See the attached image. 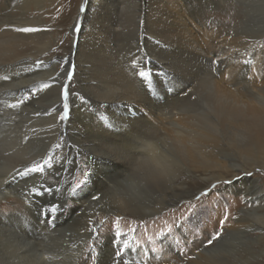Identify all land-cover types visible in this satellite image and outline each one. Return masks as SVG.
<instances>
[{
  "label": "bare ground",
  "instance_id": "obj_1",
  "mask_svg": "<svg viewBox=\"0 0 264 264\" xmlns=\"http://www.w3.org/2000/svg\"><path fill=\"white\" fill-rule=\"evenodd\" d=\"M10 1L12 0H4L0 3V74H8V72H18V74L12 83L0 85V93L5 92L12 96L18 94L21 98L28 93L32 98L23 99L24 103L18 107V112L14 116L7 115L4 118L8 123L0 122V181L8 180V174L13 169L23 170L24 166L43 158L58 136L65 132L69 142V152L84 151L104 160L107 164L120 163L121 168L105 176L101 185L98 183L100 185H97L100 187L98 193L101 190H119L122 183L128 182L138 165L142 163L159 182L155 190L171 191L170 195L167 193L166 196L159 197V200L156 199L157 204L148 208V213L155 214L172 201L194 196L197 192L196 188L200 185L208 186L217 180L232 179L233 183L228 187L237 190L239 194L241 192L248 205L241 209L242 214L236 216L235 223L226 220L223 238L211 248L214 249L227 242L229 245L233 237L238 238L240 233L244 234V230L248 228L264 232L263 227H259L248 217H243L247 211L252 214V208L255 207L249 205V200L253 204L264 199V190H260L258 177L255 176L257 170L264 169V80L259 87L251 89L248 87V82L240 78L242 81L236 89L238 95L219 84L221 81H227L226 78H222L218 83L213 80V76L209 74L211 71L214 74L217 72L212 64L213 58L205 56L196 44L191 43L192 37L186 40V36H183L184 31L179 18L184 15L185 10L189 11L187 0H175L176 4L173 6L167 0H85L81 7L85 6L86 9L73 20V25L77 24L79 27V33L77 35L73 33L77 39L76 45L75 47L72 45L67 53H63L60 57L52 55L50 32L22 34L12 31L17 27H47V24L41 15L29 16V0L23 3L18 14L5 12ZM231 1H211L215 10L225 13L222 17L214 15L222 23L215 33L216 38L219 33L225 32L226 26L232 25L234 28L233 22L240 17L235 13L238 8L232 10ZM41 2L42 0H34L33 3L38 5ZM240 5L244 9L264 8V0H258L257 5L248 0H240ZM192 8L195 11V7ZM229 11H233V14H229ZM209 15L213 16V14ZM199 22L202 24L205 19ZM260 36L256 40L246 36L236 40L225 39L229 44L226 43L224 47L231 49L228 45L234 44L229 55L241 58L247 63V56L251 54L253 48L264 44V37ZM139 44L144 50L137 52L135 50L138 49ZM217 46L220 50L221 46ZM123 50L126 54L122 52L124 55L121 57ZM148 53L156 62L179 76L182 83L191 84L183 94L172 98L164 106L154 107L148 101V95L146 96L141 88V83L131 78V73L136 68L135 63ZM60 58L73 62L72 81L76 84L77 91L91 102V104L80 102L74 97L71 113L64 128L63 122L58 120L62 110L60 90L58 87L47 90L43 86L54 84L49 77L57 73L61 74L65 83L64 73L66 70H71L70 63L66 61L61 71L56 64L51 66L46 64L48 68H45V71L41 70L42 72L32 63L38 59L47 61ZM5 65L11 67L5 68ZM238 71L239 69H236L230 74L234 75ZM237 79L231 78L229 83H236ZM204 83L207 92H205L207 111L204 114L191 111L192 115L184 116V113L182 115L181 107L194 108L198 104L199 89ZM241 95L256 100L247 98L246 101H242ZM192 97L196 99L193 100ZM137 106L149 111V117H153L152 122L151 118L144 115H137L135 118L124 115L128 109L139 111ZM97 108L100 109L103 118L107 117L119 129L118 132H108L103 125L93 122L87 111L97 112ZM53 109H56L54 114H52ZM168 109H171L172 116L177 115L178 120L174 121L172 116L168 119L162 115ZM153 127L161 133L158 141L145 135ZM98 141L119 145L127 150V154L122 158H101L98 156L99 149L93 147ZM241 144L248 145V149L243 153H236L234 148ZM169 152H175V159L169 158ZM5 153L9 154L5 155ZM241 171L252 175L248 177L244 174L243 177L234 180L233 178ZM59 172L61 174V171ZM98 173L101 174L102 170L97 171ZM185 174L188 177H184ZM7 191L9 195L0 196V200L5 199V202L13 200L12 195H15L17 190L9 187ZM5 202H0V256L6 260H4L5 264H46L50 259H57L55 254L62 256L60 262L62 264L79 263L85 246L91 241L95 231V226L89 230L91 225H96L93 223L95 208L89 206L91 199L86 198L79 202V206H82L72 216L70 222L56 230L53 229L54 233L53 231L50 235L46 233L43 237L40 234L37 237L33 235L28 237L24 231L18 233L14 226L11 227L9 219L12 214L1 212ZM103 206L106 207L107 212L115 211L121 214L134 212L131 204L117 194L111 195ZM256 215L264 216V212H257ZM260 224L264 225V223ZM68 232L72 237H68ZM41 246L43 249L38 248ZM47 254L52 256L45 260ZM199 259L196 262L193 260L192 264H223L218 258L212 260L209 256L203 255Z\"/></svg>",
  "mask_w": 264,
  "mask_h": 264
},
{
  "label": "rangeland",
  "instance_id": "obj_2",
  "mask_svg": "<svg viewBox=\"0 0 264 264\" xmlns=\"http://www.w3.org/2000/svg\"><path fill=\"white\" fill-rule=\"evenodd\" d=\"M25 1L27 0L10 1L9 7L6 8L5 12L18 14ZM84 1L85 0H42L41 3L36 5L37 3H33L34 0H29V16L35 17L41 15L46 20L47 27L53 29L50 32L51 43L53 46L52 55L60 57L63 53H67L72 45L75 47L77 39L74 37L73 33H76L77 35L79 33V27L77 24L73 25V20L86 9L85 6L81 7ZM187 1L189 3V11L191 12L188 10H185V12L182 11V13L184 12V15L179 18V23L184 31L183 36H186V40L187 38L190 39L192 37L191 43L196 44L205 56L213 58V62L215 63L212 62V64L217 70L215 74L213 71L209 73L213 76V80L218 83V81L222 80V78H226L227 81H221L219 84L221 83V86L236 95H238L236 89H238V84L242 81L241 79H245L248 82V87L251 89L259 87L261 82L264 80V67L261 68L262 64L264 66V44H260L256 48H253L254 50L249 56H247L246 63L241 58L229 55L234 44L228 45L229 43L225 39L234 38L236 40L239 37L244 38L243 36H246L250 37L252 40H256L261 37L260 35L264 37V8L244 9L241 8L240 0H232V10L235 11V7L238 8L235 13H237L240 17L233 22L234 28L232 25L226 26L225 32L219 33L216 38L215 33L222 25L217 16L222 17L225 13H219L215 10L214 5L211 4L212 0ZM249 1L256 5L258 2V0H248V2ZM2 2H4V0H0V3ZM167 2H169L172 6L176 4L175 0H167ZM192 7H195V11ZM209 14H213V16H210ZM229 14H233V11H229ZM203 18L205 19V22L201 24L199 21L202 22ZM213 43L217 44L215 45ZM226 43H228L227 45L231 49L224 47ZM217 45L221 46L219 47L220 50L217 48ZM139 50H144L141 44H139L138 49L135 51L139 52ZM122 52L126 54L125 50L121 51V57L124 55ZM151 56L152 55H150V53L145 54L143 58L141 57V59L137 61V63L134 62V66L136 68H134L135 71L131 73V78L139 84L141 83V88L146 93V96L148 95V101L154 107L164 106L172 98L183 94L191 84L182 83L179 76L162 64L156 62V60L153 57L151 58ZM67 60L68 59L66 58L61 59V62L56 64L60 71L64 68V64L68 62ZM72 63L69 65L71 70H73L71 65ZM45 68L47 69L48 67L45 65L44 68L38 70L45 71ZM236 69H239L238 73L236 72L238 76L236 74H230L231 71H235ZM139 71L148 72L149 76L146 78L139 77ZM11 73L12 72H8V74H0V85L12 83L17 78L16 74H18V72L12 73L13 75ZM165 73H167V75H165ZM5 75H8L10 78L7 80L8 82L3 80ZM231 78H238L236 81L237 84L229 83ZM142 81H144V83H142ZM68 83H70V88L73 89V91L68 96L66 101L62 99L61 101L62 104L67 102L71 110L74 97L80 100L79 96H82V93L77 91L76 84L72 80L69 82L68 79L65 78V84ZM205 88L206 85L204 83L199 89L200 94L198 93V104L194 106L195 111H193V113L196 112L198 114H204L205 111H207L205 106L207 92ZM25 94L26 96L21 98L18 97V94L12 96L11 94H7L5 92L0 93V122L8 123V121L4 120V118H6L7 115L14 116V114L18 112V107L24 103L23 99L32 98L31 94ZM244 97L245 96L241 95L240 100L246 101L247 98L256 100L253 97ZM85 100L91 104L86 97ZM153 100L158 101L159 103H153ZM80 102L82 101L80 100ZM13 105H15V107H12ZM137 108L139 111H129L128 109L127 113H124V115H128L129 118H135L137 115H144V117L151 118L150 121L152 122L153 117H149L148 110H145L142 107H140L142 108L140 109L138 106ZM97 109V112L96 110H92V112L91 110H89L90 112L87 111V114L92 117L93 122L95 124L98 123L99 125H103V127H105L104 129L108 132H118L119 129L114 126L107 117L103 118L100 114V109ZM180 113L182 115L184 113V116L192 115L191 111ZM68 118L62 121L63 128L66 125ZM172 120H178L177 115L174 114V116H172ZM68 146L69 142L67 135L65 132H62L55 140V143L50 151H47V153L44 154L43 158L36 159L34 163L28 165V167H35L40 164L39 166L42 168V171L37 173H26L23 177L19 175L15 176L13 180L14 188L10 186V188L17 190L14 193L15 195H12V197H14L12 198L13 200H9L8 202H5V199L0 200V202H5L3 205L4 208L1 212L12 214V217L9 219V223L11 222V227L14 226L15 230H18V233H23L24 231L28 237H31L32 235L33 237H37L38 234L43 237L46 236V233L47 235H50L52 231L54 233V230L63 227L65 224L70 222L69 220L72 216L80 210L82 205L79 206V202L86 198L91 199L90 195L94 193L102 197L99 202L92 201L91 205H89L94 207V211L96 212L95 218L93 219V223L96 225H91L89 230L95 226V231L93 232L91 241L86 244L83 256L79 259L78 264H192L199 261V257H203V255L207 257L209 256V252L218 248L225 249V254L217 257L219 261L223 262L227 259L230 261V264H264V232L258 231L257 229L248 228L249 231L248 229L244 230V234L240 233L238 238L236 236L233 237V241L231 240L229 245L227 242L218 245L214 249L211 248L212 245L205 247L207 240L210 239L211 235L219 229V220L223 219L225 214L228 216L227 220H231V223L233 224L235 223L236 216L240 215L241 209L247 207L248 204H246V201L244 200L245 197L244 195L242 196L241 192L239 194L237 190L228 187V185L225 186L221 184L216 190H212L211 195L207 197H200V191H204L206 187L210 188L212 183L208 186L200 185V187L196 188L197 192L194 196L172 201L169 205L160 209L157 213L150 214L148 213V208L157 204L159 197L166 196L167 193L170 195V190H155L159 182H157L153 177L150 180H141L136 183H128L125 181L122 183L119 190H101L98 193L97 190L101 185V181L105 180V176H109L121 168L119 165L120 163L116 164L118 167L112 168L110 167L112 162L107 164L104 160L93 157L91 154L84 151L81 153H77L74 150L69 152ZM223 160H225L224 157ZM105 164L109 166H103ZM80 169L95 173L96 181L93 183L89 180L87 186L83 187L70 198L69 189L75 188L80 181L85 179ZM99 170H102L101 174H97V171L99 172ZM59 171H61L62 175ZM244 174L245 172L241 171L236 175V177H243ZM35 175L37 177H35ZM39 175L42 177H39ZM255 176L256 178L258 177L257 180L259 187H261L260 190H264V169L257 170L255 172ZM184 177L188 176L185 174ZM33 187H35L36 191H29V189H32ZM115 194L127 200L133 207L134 212L124 214L115 211L107 212L103 203H105L111 195ZM197 197H199V199ZM257 204H264V199L263 201L258 200L257 203L253 204L249 200L250 206H256ZM259 212H264V210L261 209ZM49 213L51 214L49 215ZM245 216L246 218L248 217L252 220V214H249L248 211L244 213L243 217ZM258 226L263 227L264 229V225L262 226L261 224H258ZM133 229L136 230L135 233H133ZM169 229H171V232H169ZM117 231L122 233L121 237H117L115 235ZM162 232L165 233V236L160 235ZM68 233V237H72L70 232ZM224 234L225 233L223 232V235ZM149 238H151V240H149ZM125 241H128L131 251L125 247ZM219 241L220 240L214 242L213 245L215 246V243H218ZM106 247H108V249H106ZM114 247L116 248L114 249ZM38 248L43 249L42 246ZM138 248L140 249L139 253L137 252ZM150 249H156L157 252L154 254L150 251ZM115 252H119L121 254L117 255ZM49 256L52 255L47 254L45 260H47ZM55 256H57L56 260L50 259L46 264H62L60 263L62 256L60 254H55ZM4 260L5 259L0 256V264H5L6 260Z\"/></svg>",
  "mask_w": 264,
  "mask_h": 264
},
{
  "label": "snow or ice",
  "instance_id": "obj_3",
  "mask_svg": "<svg viewBox=\"0 0 264 264\" xmlns=\"http://www.w3.org/2000/svg\"><path fill=\"white\" fill-rule=\"evenodd\" d=\"M7 30V29H6ZM53 29L48 28V27H17L13 28L12 31L16 33H22V34H42V33H48L51 32ZM61 59L65 58H60V59H49L47 61L43 59H38L34 62H32L37 69H42L45 67V65L51 66L52 64H59L61 62ZM70 63V62H69ZM215 63V62H213ZM5 68H9L11 66L5 65ZM167 75V73H165ZM64 76L68 79L69 82L74 78V70H66L64 73ZM138 76L142 78H146L149 76L148 72L145 71H139ZM49 79H52L54 81V84L49 85L45 84L43 87L44 89L50 90L53 87H58L60 92V97L62 100H67L68 96L71 94V88H70V83L65 84L64 80L61 78V74L57 73L55 76L49 77ZM4 81L9 80V77L5 75L3 77ZM144 83V81H142ZM79 99L86 103L87 101L85 100L84 96H79ZM193 100L196 99V97H192ZM153 103H159L158 101H153ZM12 107H15L13 105ZM182 112L186 111H194V109L190 106L186 107H181L180 109ZM56 112V109H53L54 114ZM70 113V106L67 102L62 104V110L59 115V120L62 122L66 118L69 117ZM162 115L166 116L168 119H171V116L173 115L171 109H168L166 112L162 113ZM147 138L153 139V140H159V137L161 136V133L156 130L154 127L151 128L146 134ZM244 138H241L243 140ZM243 146H247L246 144H241ZM94 149H99L98 156L101 158H122L127 154V150L119 145L116 144H111V143H105L98 141L94 146ZM9 153H5V155H8ZM175 152H169V158L170 159H175ZM105 167H108L109 165L105 164L103 165ZM110 167L115 168L118 167V165H111ZM42 171V168L39 165H36L35 167H28L25 166L23 170L20 169H13L11 173H9V179L5 181H0V196L6 197L9 195V192L7 191L10 186L14 188L13 180L15 176L19 175L21 177L25 176L26 173H37ZM82 174L84 175L85 179L80 181L75 188H70L69 189V197L71 198L74 196L78 191H80L83 187L88 185L89 180H91L93 183L96 181L95 173H91V171H84V169H80ZM153 173L150 172L148 169L144 167V165L141 163L138 165L136 172L131 176L128 180V183H136L141 180H150L153 178ZM245 175L251 176V173H245ZM234 179H239V177H235ZM233 183L232 179H225V180H217L215 183L211 184V187L208 188L206 187L204 191H200L199 196L200 197H207L211 195L212 190H216L219 185H231ZM120 187V186H117ZM50 190V189H49ZM29 191H36L35 187L32 189H29ZM199 199V197H197ZM102 199L101 196H98L96 194L91 195V200L94 202H99ZM261 209H264V204H257L254 208H252V218L254 223L260 224L264 223V216H258L256 215L257 212H259ZM51 213H49L50 215ZM228 219L227 214L224 215L223 219L219 220V229L215 231L212 235L211 238L207 240V244L205 247L213 245L214 242L221 240L223 238V229H224V224L226 220ZM94 230V229H93ZM135 229H133V233H135ZM169 232H171V229H169ZM117 237H121L122 233L120 231H117L115 233ZM161 236H165V233H160ZM151 240V238H149ZM125 247L131 251V247L128 243V241H125ZM154 254L157 252L156 249H150ZM137 252H140V249H137ZM117 255H120L121 253L117 252ZM225 254V249L224 248H218L214 251H211L208 253L210 259L214 260L215 258L222 256ZM162 258V257H161Z\"/></svg>",
  "mask_w": 264,
  "mask_h": 264
},
{
  "label": "clouds",
  "instance_id": "obj_4",
  "mask_svg": "<svg viewBox=\"0 0 264 264\" xmlns=\"http://www.w3.org/2000/svg\"><path fill=\"white\" fill-rule=\"evenodd\" d=\"M248 147H249L248 145L247 146L241 145V146L235 147L234 151L236 153H243V152H245L248 149ZM252 222H254L253 218H252ZM223 264H230V261L226 259V260L223 261Z\"/></svg>",
  "mask_w": 264,
  "mask_h": 264
}]
</instances>
